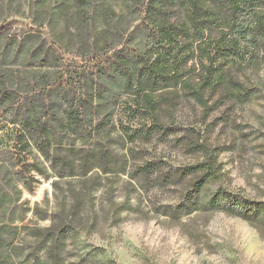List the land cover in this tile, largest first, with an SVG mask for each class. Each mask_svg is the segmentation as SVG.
I'll return each instance as SVG.
<instances>
[{"label":"trees","instance_id":"trees-1","mask_svg":"<svg viewBox=\"0 0 264 264\" xmlns=\"http://www.w3.org/2000/svg\"><path fill=\"white\" fill-rule=\"evenodd\" d=\"M27 5L37 31L9 37L0 27V114L15 127L14 148L20 149V155L0 150V176L8 187L0 182L2 217L24 188L33 192L34 171L47 175L38 156L27 159L31 148L60 178L66 169L69 177H88L95 168L110 173L103 165L113 160L125 173L128 155H118L113 146L176 131L175 115L184 112V102L209 115L217 96L219 103H246L261 91L246 87L240 74L264 69V0H27ZM191 149L202 161L165 177L199 175L187 200L200 209L203 191L220 183L223 172L210 145L192 140ZM65 153L78 159L58 167ZM156 165L144 164L136 175H154ZM203 203V209L264 223L263 204L222 188ZM257 205L262 210H254ZM10 227L0 222L1 246ZM75 231L65 224L42 240L54 264H61L65 241Z\"/></svg>","mask_w":264,"mask_h":264},{"label":"rangeland","instance_id":"rangeland-1","mask_svg":"<svg viewBox=\"0 0 264 264\" xmlns=\"http://www.w3.org/2000/svg\"><path fill=\"white\" fill-rule=\"evenodd\" d=\"M31 17L27 0H0V27L9 37L37 31ZM240 78L246 87L261 89L250 101L219 103L217 96L209 115L184 102V112L175 115L176 131L114 145L118 155H128L125 173L113 160L103 165L110 173L95 168L88 177H69L66 169V177L60 178L31 148L34 154L28 152L27 159L38 156L48 176L34 171L33 192L24 188L7 217L0 216V222L11 226L0 245V264H54L42 240L65 224L76 234L65 241L61 264H264V223L202 208L219 188L264 205V69ZM7 118L0 114V150L20 155L19 147L14 148L15 127L5 122ZM192 140L215 149L223 172L220 183L203 191L200 209L187 200L199 175L166 178L172 170L202 161L191 149ZM63 156L58 167L78 159L76 154ZM150 162L157 164L151 168L156 174L136 175ZM22 168L19 165L17 171L22 173ZM0 182L7 190L1 176Z\"/></svg>","mask_w":264,"mask_h":264}]
</instances>
